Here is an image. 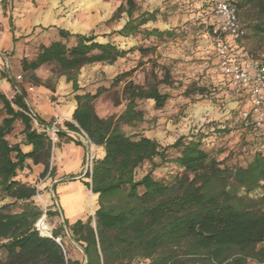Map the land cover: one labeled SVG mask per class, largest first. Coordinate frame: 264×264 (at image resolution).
Returning a JSON list of instances; mask_svg holds the SVG:
<instances>
[{
    "label": "trees",
    "instance_id": "1",
    "mask_svg": "<svg viewBox=\"0 0 264 264\" xmlns=\"http://www.w3.org/2000/svg\"><path fill=\"white\" fill-rule=\"evenodd\" d=\"M8 1L14 0H2L4 6ZM230 1L243 23L242 15L252 22L254 36L264 48V0ZM214 2L206 0L212 14ZM139 11L136 0H125L117 8L112 19L123 13L127 16L118 35H137L158 19V9ZM59 33L61 39L42 45L34 58L24 57L22 68L31 72L53 65V73L65 76L74 91L81 89L79 74L84 66L114 64L131 51L110 41L99 42L94 34H73L65 29ZM172 33L158 28L144 31L145 36L159 39ZM71 36L76 40L68 45ZM151 74L145 84L126 83L127 104L118 116L98 114L94 102L102 88L76 95L74 121H66V130L60 129L57 135L82 144L68 132L77 133L105 147V156L95 160L92 172L85 175L91 179L86 185L99 194V207L94 216L72 224L66 220L53 230L42 225L43 215L60 217L59 211L44 212L34 200L37 186L19 177L29 159L45 166L40 178L54 175L50 170L52 138L47 131L38 130L33 120L49 126L30 109L25 89L10 79L16 87L10 98L0 88V113H4L0 121V195L12 200L0 206V252L6 253L0 264H264V147L256 149L243 166L228 164L206 148L205 134L200 131L183 134L167 146L143 134L131 137L123 125L134 126L145 119L138 101L153 100L160 109L170 98L160 87L171 85L170 71L165 69L162 77L154 71ZM117 81L118 77L114 83ZM205 91L186 90V94L204 95ZM18 124L23 126L25 142L32 146L30 152L8 139ZM171 149L175 156L169 154ZM157 158L180 171L170 180L155 178L153 170L161 164L154 162ZM147 160L152 169L136 178V169ZM256 191L260 193L252 195ZM14 205L20 210L14 211ZM66 230L80 245L82 260L67 256L61 241Z\"/></svg>",
    "mask_w": 264,
    "mask_h": 264
},
{
    "label": "rangeland",
    "instance_id": "2",
    "mask_svg": "<svg viewBox=\"0 0 264 264\" xmlns=\"http://www.w3.org/2000/svg\"><path fill=\"white\" fill-rule=\"evenodd\" d=\"M11 2L8 1L7 4ZM136 2L140 7L139 12L158 9V19L142 27L141 33L127 38L116 33L127 20L126 13H123L120 18L112 19L114 12L122 3H125V0L102 3H96L93 0H65L61 3V6L66 8V13L70 12V17L73 18L83 14L86 19H90L93 15L101 14L102 18L98 20L90 34L96 35V40L99 42L110 41L122 49H131L126 57L119 58L118 63L113 64L115 68L110 71V77H106V73L101 70L97 71L98 75L91 84L96 85V83L104 81L109 86L101 87L98 97L102 95L116 106L121 103L125 106L127 100L124 88L129 80H133L137 84H145L147 76L151 77L152 71L162 77L164 70L168 69L172 83L171 85H160L163 92L170 94L166 105L157 109L153 100H139V108L144 111L145 119L134 126L124 127L125 133L136 138L141 136L146 128L157 129L160 126V111L167 118L166 126L168 123H182L185 126L184 123L190 121L189 114H186L189 107L192 108L193 103L209 101L221 112L230 110V117L219 122V127H215L213 131L221 130V134L217 133L218 135L215 141L211 142L210 147L207 144L205 147L214 152L225 150L227 155L222 160L228 164L247 165L255 150L264 147V130L255 129L251 123H247L243 119L241 109L244 102L233 94L228 79L218 64L214 36L211 31L215 17L210 7L206 5V0H136ZM241 18L247 27V34L244 38L236 40V44L239 46V55L259 60L264 53V48L259 46L254 36L252 22L247 20L246 16L242 15ZM153 28L171 30L173 33L163 39L145 36L144 31ZM75 40V36H71L68 39V45H72ZM41 46H35L29 58H34ZM102 64L101 69L111 68L105 63ZM88 66L95 68L97 63ZM46 70L52 73L47 83H53L59 78L53 73V65H47ZM125 72L128 73L124 74ZM117 77L118 81L114 83ZM103 78L104 80H102ZM199 88H205L204 95L193 93L188 96L186 94V90L196 92ZM3 116L4 113H0V121ZM193 123L194 121L188 123V126L191 124L187 129L188 134L196 132L194 128L197 127V124L193 126ZM15 131H17V127ZM54 147L55 143L53 142L50 163ZM169 154L175 156L176 151L171 149ZM154 162L161 163L159 158ZM151 169L152 162L145 161L136 169V178H141ZM179 171L180 169L172 163H161L153 170V175L157 179L170 180ZM20 174H23V171ZM41 179L43 178H38V183ZM34 185L37 186V183ZM259 193L260 191H256L252 195ZM37 196L38 194L34 199L35 202L46 212L47 206L37 199ZM9 202H12L10 198L0 195V206ZM12 209L18 211L20 206L14 205ZM43 216L42 225L46 228L52 227V230L58 228L62 222L61 218L57 216L47 217L45 213ZM61 241L68 257L83 259L84 254L80 245L72 239L70 234L63 237ZM0 257L5 259L6 253L0 252Z\"/></svg>",
    "mask_w": 264,
    "mask_h": 264
},
{
    "label": "crops",
    "instance_id": "3",
    "mask_svg": "<svg viewBox=\"0 0 264 264\" xmlns=\"http://www.w3.org/2000/svg\"><path fill=\"white\" fill-rule=\"evenodd\" d=\"M62 1L65 0H14L4 6L0 0V88L12 98L16 93V87L10 81L12 79L19 87L26 90L29 107L34 113L49 127L57 121L56 140L48 133L55 143L50 165L54 175L46 176L38 183V178L45 166L42 163L34 164L32 159H29L23 174H20V179L32 184L37 183V199H40L47 209L58 210L63 223L67 220L72 224L79 219L86 220L94 216L99 207V194L94 193L86 185V182H90L91 179L85 177L84 172L88 165L93 166L94 161L102 159L106 152L104 146L90 143L87 138L77 133L68 132L71 138L81 141L82 144H77L67 137H58L57 132L60 129L66 130V121H74L73 113L78 105L77 94L96 93L98 88L109 87L104 81L96 85L91 84L98 75L97 71L101 70L106 73V77H110L109 73L115 67L113 64H106L111 68L101 69L102 63H97L95 68L84 66L79 74L81 87L79 91H74L73 83L69 82L65 76H60L53 83H47L52 75L46 70L47 65L35 71H23L22 59L29 58L35 46L49 45L60 40V29L71 33L90 34L98 20L102 18L101 14L93 15L90 19H86L83 14L75 18L70 17V12L66 13V8L61 6ZM93 1L105 2V0ZM18 76H21V79H18ZM192 105V108L189 107L186 112L190 118L188 123L194 121L193 126L197 124L194 130L196 132L200 130L205 134L204 142L210 147L217 133L222 132L213 130L219 127L220 121L230 117V110L221 112L209 101ZM95 107L101 116L113 114L118 116L125 110L126 105L121 103L116 106L101 95L95 100ZM159 113L161 114L160 126L157 129L146 128L143 135L156 139L162 146H167L179 136L188 134L187 129L191 124L188 126L186 122L184 126L182 123H168L166 126L167 118L161 111ZM33 123L38 130L46 128L37 120H33ZM126 126L123 125V128ZM22 131L23 126L18 124L17 131L9 135L8 139L11 143H20L24 152H30L32 146L25 142ZM215 153L220 159L227 155L225 150H218Z\"/></svg>",
    "mask_w": 264,
    "mask_h": 264
},
{
    "label": "built area",
    "instance_id": "4",
    "mask_svg": "<svg viewBox=\"0 0 264 264\" xmlns=\"http://www.w3.org/2000/svg\"><path fill=\"white\" fill-rule=\"evenodd\" d=\"M213 14L215 22L212 34L218 64L226 75L233 94L244 102L241 109L243 119L249 120L255 129L264 130V53L259 60L239 55L236 40L246 36L247 28L230 0H215ZM56 124L57 121L44 129L54 140ZM88 166L92 172V166Z\"/></svg>",
    "mask_w": 264,
    "mask_h": 264
},
{
    "label": "water",
    "instance_id": "5",
    "mask_svg": "<svg viewBox=\"0 0 264 264\" xmlns=\"http://www.w3.org/2000/svg\"><path fill=\"white\" fill-rule=\"evenodd\" d=\"M88 170H89V166H87V168H86V170H85V172H84V175H86L87 174V172H88ZM62 217V216H61ZM62 219H63V217H62ZM37 227H38V224H37ZM39 229V228H38ZM67 229V228H66ZM67 231V230H66ZM67 233H68V231H67ZM69 234V233H68ZM43 235V234H42ZM47 236H52V233L50 234V235H47ZM57 241H60V239H57Z\"/></svg>",
    "mask_w": 264,
    "mask_h": 264
},
{
    "label": "bare ground",
    "instance_id": "6",
    "mask_svg": "<svg viewBox=\"0 0 264 264\" xmlns=\"http://www.w3.org/2000/svg\"><path fill=\"white\" fill-rule=\"evenodd\" d=\"M48 201V200H47Z\"/></svg>",
    "mask_w": 264,
    "mask_h": 264
}]
</instances>
